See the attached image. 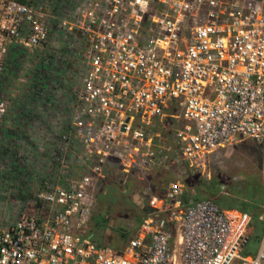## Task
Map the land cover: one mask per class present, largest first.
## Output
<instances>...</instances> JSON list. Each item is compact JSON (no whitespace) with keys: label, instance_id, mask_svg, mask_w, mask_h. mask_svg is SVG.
Segmentation results:
<instances>
[{"label":"built area","instance_id":"1","mask_svg":"<svg viewBox=\"0 0 264 264\" xmlns=\"http://www.w3.org/2000/svg\"><path fill=\"white\" fill-rule=\"evenodd\" d=\"M26 1L0 0V80L11 46L39 47L51 31ZM59 27L78 43L79 87L64 117L27 127L44 149L41 190L31 214L0 220V264H264V228L241 256L251 216L209 199L184 205L178 170L209 177L211 156L244 138L264 163V0H76ZM8 107L0 97V134ZM157 117L181 123L163 130ZM166 168L176 178L148 196L151 214L121 254L88 237L108 176Z\"/></svg>","mask_w":264,"mask_h":264},{"label":"rangeland","instance_id":"2","mask_svg":"<svg viewBox=\"0 0 264 264\" xmlns=\"http://www.w3.org/2000/svg\"><path fill=\"white\" fill-rule=\"evenodd\" d=\"M35 2L42 5L44 22L51 28L48 39L39 47L28 48L19 44L22 53L18 67L12 72L5 71L0 80V97L5 98L9 106L5 120L16 121V125L20 126L23 123L31 126L32 122L46 124L49 117H64V103L70 100L72 90L79 87L78 79L82 68L81 63L70 56L78 48V43L70 35L59 33L63 15L72 8L76 0H34ZM175 114L179 116L180 112L176 111ZM154 123L165 130L179 125L181 120L173 124L169 119L157 117ZM22 131L21 128L14 127L9 131L12 135L10 139L0 140V220L12 221L23 211L25 215L31 214L30 202L35 192L30 190V186L35 172L44 168L43 149L29 143L28 133ZM20 138L26 139L27 148L29 147L24 151V157L18 155ZM261 153L253 140L244 138L211 156L209 177L192 173L183 164L179 165L180 179L183 178L185 183L195 180L193 185L186 186L191 202L207 199L206 191L208 195L214 193L217 196L224 195L226 190L231 192L233 187L241 189L246 181L255 178H261L264 186ZM13 161L22 169L20 175L13 173ZM174 171L172 168L158 170L144 176L142 180L136 175L120 180L108 176L96 194L89 225V228L96 231V240L113 250H119L118 253L121 254L135 235L139 227L137 221L142 219L145 210L147 209V214H151V209L147 206L148 196L166 189L172 176H175ZM183 173L186 176H182ZM222 185L225 186L223 191L219 188ZM258 246L259 243L249 241L241 256L255 254Z\"/></svg>","mask_w":264,"mask_h":264},{"label":"trees","instance_id":"3","mask_svg":"<svg viewBox=\"0 0 264 264\" xmlns=\"http://www.w3.org/2000/svg\"><path fill=\"white\" fill-rule=\"evenodd\" d=\"M20 1L23 3H27L26 0H20ZM21 53H22L21 48H19L18 45H13L9 48L8 55L6 58L5 71H11L12 72V71L16 70V68L19 65ZM1 85H2V83L0 82V95H1ZM175 113H176V110H174L173 108H170L168 110V114L176 115ZM167 131H168V129H167ZM259 149H260V147H259ZM260 157H262V153H261ZM12 170H13V173H15V174L17 173L19 175H20V173L23 172L22 169L20 168V166L15 165V161H13V169ZM174 179H175V176H172V179H170V182L173 181ZM182 182L185 186V192H184V196H183V204L188 205L192 202L188 197V193L186 191V186L188 187V186L193 185L195 180H191L190 182L185 183L183 181V178H182ZM226 191H228V190H226ZM226 191H225L224 195H217V196L214 193L212 195H208V191H206L207 192V199L213 201L214 203H216L221 208L237 209V210H240L242 212L248 213L251 216V220H252V223H251L252 232H251V236H250V241H255V242L259 243V240L261 238V233H262L263 228H264L263 222L258 220V217L261 214H263V212H264V186H263V182H262L261 178H259V179L255 178L254 180L251 179V180L246 181L241 189L233 187L231 189V192L230 191L226 192ZM157 193H161V190L156 192L155 195H157ZM146 210L144 212L142 219H139V221H137V225L138 224L140 225L142 220H144L149 215L146 213ZM257 229L259 230L258 232H257ZM122 236H125V235L122 234ZM89 238L94 243H96L97 245L109 247L107 245L98 244L97 243L98 241L95 238V234H93V237H89ZM114 251L117 254H119L118 253L119 250H114Z\"/></svg>","mask_w":264,"mask_h":264},{"label":"crops","instance_id":"4","mask_svg":"<svg viewBox=\"0 0 264 264\" xmlns=\"http://www.w3.org/2000/svg\"><path fill=\"white\" fill-rule=\"evenodd\" d=\"M3 131L1 132V135H0V140L2 139V138H6V140L7 139H10V137L12 136L11 134H9V131H11L12 130V128H14V127H17V128H21L23 131L22 132H27L28 134H29V136H28V140H29V143H32L31 141H30V135L32 134V132L30 131L29 132V130H27V127H29V126H26L24 123L23 124H21V126L20 125H16V121L14 122V121H8V120H4V123H3ZM14 130V129H13ZM18 131V130H17ZM27 134V135H28ZM33 134H37V132H35V133H33ZM23 135V134H22ZM32 137H33V135H32ZM26 138V137H25ZM44 150V149H43ZM38 168H36V170H37ZM38 172H39V170H37L36 172H35V176H34V178H33V180H32V183H31V186L30 187H32V189H30V190H32V191H34L35 192V194H37L40 190H41V179L39 178V175H38ZM154 173H156V172H154ZM168 187V186H167ZM167 190V188L166 189H161V193H157V195L158 196H161V195H163L164 193H165V191ZM156 193V192H155ZM155 193H154V195H155ZM153 194V193H152ZM30 211L31 212H33V209H30ZM93 234H95V236H97V234H96V231L93 229V228H89V230H88V236L89 237H93ZM96 241V240H95ZM97 242V241H96ZM98 244H102V243H100L99 241L97 242Z\"/></svg>","mask_w":264,"mask_h":264},{"label":"water","instance_id":"5","mask_svg":"<svg viewBox=\"0 0 264 264\" xmlns=\"http://www.w3.org/2000/svg\"><path fill=\"white\" fill-rule=\"evenodd\" d=\"M219 188H220V190L223 191L225 189V186L222 185V186H219ZM193 202H195V201H193Z\"/></svg>","mask_w":264,"mask_h":264},{"label":"flooded vegetation","instance_id":"6","mask_svg":"<svg viewBox=\"0 0 264 264\" xmlns=\"http://www.w3.org/2000/svg\"><path fill=\"white\" fill-rule=\"evenodd\" d=\"M219 151V150H218Z\"/></svg>","mask_w":264,"mask_h":264}]
</instances>
